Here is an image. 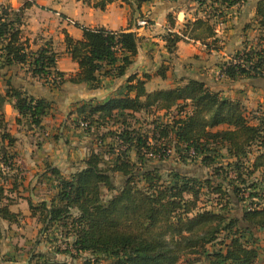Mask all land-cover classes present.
<instances>
[{"label":"trees","instance_id":"obj_1","mask_svg":"<svg viewBox=\"0 0 264 264\" xmlns=\"http://www.w3.org/2000/svg\"><path fill=\"white\" fill-rule=\"evenodd\" d=\"M81 1L103 11L117 0ZM121 1L139 13L142 4L152 0ZM195 1L203 17L186 21L181 33L171 31L174 20L167 16L171 28L162 41L168 54L176 51L180 41L198 42L208 52L221 51L215 27L226 23L232 8L245 3ZM27 6L17 11L0 8V70L25 67L31 78L44 80L51 90H60L65 83L95 89L99 75L120 78L134 64L139 43L135 33L72 22L81 30L82 38L74 40L65 33L64 44L78 72L65 79L64 73L56 70L58 54L52 48L45 45L31 50L22 40L23 10ZM139 20L148 24L143 17ZM252 25L256 36L243 41L239 51L217 65L228 81L264 80V0L255 5ZM166 71L167 66L161 65L157 75L163 78ZM145 80L130 75L123 95L73 105L67 120L74 116L71 121L75 127L94 132L98 148L109 138L107 152L113 155L112 162L106 165L97 150L68 176L51 169L56 194L49 206L29 202L30 215L38 217L46 239L50 237L47 241L59 239L53 253L72 259L88 254L97 264L101 258V264H178L182 259L193 264L204 257L203 264H255L259 252L253 232L264 229V110L258 109L249 118L250 112L239 101L223 97L197 78H185L173 88L153 92H146ZM7 102L18 114L16 123L33 130L42 128L52 101L16 87L11 75L0 94V220L12 225L18 223L20 214L9 210L12 199L4 195L3 186L9 181V192L19 186L17 176L11 174L18 173L19 168L12 152L15 139L7 132L3 113ZM136 114H143L148 123H139ZM219 126L226 128L212 131ZM168 149L170 156L157 158ZM190 150L195 152L192 158ZM222 150L226 156L220 154ZM132 152L136 161L130 158ZM164 160H198L210 174L198 177L163 168ZM116 176L120 177L118 184ZM211 195L219 209L201 205V197ZM239 204L240 215L230 214L229 205L233 208ZM220 234L227 241H220L218 250L208 251L207 246ZM2 239L0 226V244ZM261 251L264 254V239ZM34 259L36 264H59L49 254H38Z\"/></svg>","mask_w":264,"mask_h":264},{"label":"crops","instance_id":"obj_2","mask_svg":"<svg viewBox=\"0 0 264 264\" xmlns=\"http://www.w3.org/2000/svg\"><path fill=\"white\" fill-rule=\"evenodd\" d=\"M258 1L245 0L244 4L229 11L225 24L215 27L216 37L223 46L221 51L208 52L198 42L180 41L173 54L166 52L162 41L166 31L171 28L167 16L171 15L174 20L171 31L181 33L186 21L203 17V12L195 0H152L142 4L139 13L134 11L135 7L132 8L121 0L107 5L103 11L81 0H33V3H28L29 6L23 10L22 40L27 41L31 50L45 45L52 48L58 54L56 70L64 73L65 79L78 72V65L66 53L64 44L65 33L74 40L82 38L81 30L72 22L89 28L103 27L111 31L133 32L139 43L134 64L126 75L115 79L99 75V87L95 89H90L86 84L65 83L60 90H51L44 84V80L31 78L25 67H18L9 72L0 70V94L4 92L6 79L11 75L16 87H21L35 97H47L52 101L48 114L42 120V128L33 130L16 123L18 114L11 103L7 102L3 106L7 132L15 139L12 148L15 153L14 163L19 168L16 174L10 172L17 176L19 186L12 192H9L10 183L3 187L12 199L9 210L20 214L17 225L28 223L25 227H30V224H40L38 217L30 215L28 204L30 202L37 206L40 202H45L49 206L57 191V182L50 173L51 169H57L61 175L68 176L82 167L90 152L97 151L95 133H87L75 127L71 121L74 116L67 120L69 112L74 109L73 105L79 101L103 102L109 97L123 95L126 80L130 75H136L140 80L146 79V92L173 88L179 85L182 79L197 78L213 91L220 92L223 97L239 101L246 110H250L247 112L264 110V80L245 79L231 82L225 79L217 68L229 54L241 49L243 41L256 36L252 23ZM25 5L24 0H0V8L10 7L17 11ZM140 17L147 20V27H136V21ZM161 65L167 66L163 78L157 75ZM225 128L219 126L212 131ZM1 223L6 226L5 229L9 226L4 221ZM16 230L27 232L26 236L31 231L22 227H16ZM4 238L0 244V256L11 250L9 237ZM52 243L43 245L40 241L35 244L33 250L36 251L38 247L47 249V246L52 248ZM19 246L22 247L23 242ZM13 255L14 262L10 264H21V256ZM0 264L5 263L0 259Z\"/></svg>","mask_w":264,"mask_h":264},{"label":"rangeland","instance_id":"obj_3","mask_svg":"<svg viewBox=\"0 0 264 264\" xmlns=\"http://www.w3.org/2000/svg\"><path fill=\"white\" fill-rule=\"evenodd\" d=\"M24 1H26V5L28 3L29 4L33 3V0H24ZM45 7H47V6H45ZM247 111H250V110H247ZM253 111L254 110H252V112L249 113V116H248L249 118H252L254 116ZM135 117L138 119L137 121L139 123H141L142 125H144L145 123H148L147 121L149 119L145 118L143 114H136ZM109 141L110 140L108 138L106 140L105 144H102L100 148L96 147V149L99 152H102L103 161L105 162L106 165L111 163L112 159H113V155H111V153L107 152L108 151V144L107 143ZM109 143H111V142H109ZM220 154L223 156H226V153L224 151H221ZM130 158L132 161H136V156H135V154H133V152L130 153ZM152 163L156 164V165H160V164H158V162H156L154 160ZM161 165H163L162 166L163 168H175L177 170H180L181 172H185V173L192 175V176L202 177V176L210 174L206 168H203L201 166V164L198 162V160L192 161V162L191 161L190 162H178V161H174V160H164ZM7 177L9 178V176H7ZM119 181H120V177L116 176L115 183L118 184ZM1 182L2 181L0 180V185H1ZM8 183H9V181L6 184H8ZM103 193L106 196L109 195V192H107L105 189H103ZM5 194L8 195V192H6V190H4V195ZM214 197L215 196H213V195L208 196V197L202 196L201 201H200L201 205H204V207L207 209H212L213 207L216 209H219L220 206L216 205L217 202L215 200H213ZM3 203H5V202H3ZM221 205H224V202H221ZM229 207H230V214L232 213L235 216L240 215L241 208H242L241 204L235 205V207H233V208L230 205H229ZM1 222H0V226L3 229V237H5V238L9 237L8 242H9L10 248H11L9 253H6L3 256H0L2 263L10 264V262H12V261L14 262L13 259L15 256L13 254H16L18 256L19 255L21 256V258H20L21 264H29V263L30 264H36L37 260L34 259L35 255L44 253V254H49L50 257H52V260L56 263H59V264H88L87 263L88 260H89V264H97L94 261V258L88 254H84V255L77 257V258H74V259L70 258L67 255L54 254L53 252H54V249L57 248V245L59 244L58 243L59 239L57 241L52 240V242H53L52 248H51V246L50 247L47 246V249L44 247H42V248L38 247L36 249V251H34L33 248H34L35 244H38L40 241L42 242L43 245L45 243H51V240H50V242L47 241V240H49L50 237H47V239H46L47 234L44 235V230H42L43 225L41 223L40 224H38V223L30 224V227H25L28 225V223H25L24 225L15 224L13 226L7 224L9 226H7V229H5L6 226H3ZM10 226H12V228ZM16 227H22L24 229L28 228V229H31V231L28 234V236H26L27 232L23 233L24 232L23 230H22V232H21V230L18 231V230H16ZM52 231H54V230H52ZM253 233H254V236H253L254 245L258 249V252H259V256H258L255 264H264V254L261 251L262 240L264 239V229L254 231ZM31 236H32V238H29ZM56 236L57 235L55 234L54 237H56ZM54 237H52V238H54ZM224 237H225L224 234L218 235L216 241L212 245L207 246V250L208 251L218 250L220 247H222L219 243H221L220 241H224V240L227 241V239H224ZM22 242H23V246H25V247L19 246V244ZM27 242H29V244H27ZM55 242H57V243H55ZM62 246H63V243L60 244L61 248H63ZM102 260H103V258L100 259V262L98 264H101ZM203 263H204V257H202L200 259V261L195 262L193 264H203ZM178 264H189V263L187 262V260L182 259Z\"/></svg>","mask_w":264,"mask_h":264},{"label":"built area","instance_id":"obj_4","mask_svg":"<svg viewBox=\"0 0 264 264\" xmlns=\"http://www.w3.org/2000/svg\"><path fill=\"white\" fill-rule=\"evenodd\" d=\"M137 26L138 27H147L148 26V24L145 22V21H142V20H139V21H137ZM218 26H221V24H219ZM134 32H136V31H134ZM81 127L82 128H84V127H86V124H81ZM171 150H166V151H162L161 152V155L159 154L158 156H157V158L159 159L160 157H168V156H170L171 155ZM188 155H189V157H194V155H195V152L193 151V150H190L189 152H188Z\"/></svg>","mask_w":264,"mask_h":264}]
</instances>
